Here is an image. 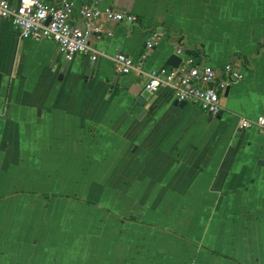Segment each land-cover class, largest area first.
<instances>
[{"label":"crops","instance_id":"0c3cea01","mask_svg":"<svg viewBox=\"0 0 264 264\" xmlns=\"http://www.w3.org/2000/svg\"><path fill=\"white\" fill-rule=\"evenodd\" d=\"M101 7L138 24L93 38L94 63L0 19V264H264V135L239 127L264 116V0ZM155 32L148 71L178 47L241 67L221 115L116 72L111 57L138 61Z\"/></svg>","mask_w":264,"mask_h":264},{"label":"built area","instance_id":"2783aa9c","mask_svg":"<svg viewBox=\"0 0 264 264\" xmlns=\"http://www.w3.org/2000/svg\"><path fill=\"white\" fill-rule=\"evenodd\" d=\"M101 2L92 0L80 5L70 0H18L14 4L11 0H0V19L10 20L22 40H51L65 60L73 62L83 56L94 63L100 52L93 46V38L113 37L111 25L138 24L135 15L102 8ZM161 41L160 33L150 34L138 61L124 53L111 57L116 72L122 76H137L148 97L166 89L179 102L196 104L211 116L221 115V96L245 78L241 67L229 63L215 69L201 64L197 57L188 54V49L178 47L175 54L182 58L179 67L169 65L148 71L145 62ZM239 127L257 128L264 135V116L257 120L241 118Z\"/></svg>","mask_w":264,"mask_h":264},{"label":"water","instance_id":"95a60500","mask_svg":"<svg viewBox=\"0 0 264 264\" xmlns=\"http://www.w3.org/2000/svg\"><path fill=\"white\" fill-rule=\"evenodd\" d=\"M182 63V58L177 56L176 54H173L169 60H168V64L170 66H173V67H179V65ZM229 91V89L227 90V92ZM137 104L143 108L141 114H140V117L139 118H142L146 113L149 112V109L146 107V104H147V99L143 96H140L137 100ZM174 105L175 106H178L180 108H184L186 107L187 103L186 102H179L178 100H175L174 101ZM260 165H264V162L263 161H260L259 162Z\"/></svg>","mask_w":264,"mask_h":264},{"label":"trees","instance_id":"16d2710c","mask_svg":"<svg viewBox=\"0 0 264 264\" xmlns=\"http://www.w3.org/2000/svg\"><path fill=\"white\" fill-rule=\"evenodd\" d=\"M187 52H188L189 55L197 57V53L195 51L188 49Z\"/></svg>","mask_w":264,"mask_h":264}]
</instances>
